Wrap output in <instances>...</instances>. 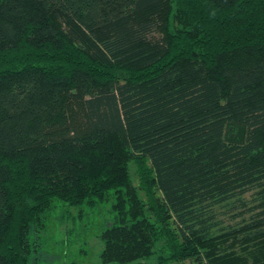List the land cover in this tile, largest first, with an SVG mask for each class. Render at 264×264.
Wrapping results in <instances>:
<instances>
[{
  "label": "trees",
  "instance_id": "16d2710c",
  "mask_svg": "<svg viewBox=\"0 0 264 264\" xmlns=\"http://www.w3.org/2000/svg\"><path fill=\"white\" fill-rule=\"evenodd\" d=\"M106 204L104 264H264V0H0V264Z\"/></svg>",
  "mask_w": 264,
  "mask_h": 264
},
{
  "label": "rangeland",
  "instance_id": "374dc122",
  "mask_svg": "<svg viewBox=\"0 0 264 264\" xmlns=\"http://www.w3.org/2000/svg\"><path fill=\"white\" fill-rule=\"evenodd\" d=\"M129 166L132 182L138 187L140 176L137 166L134 162H131ZM141 196L145 202H148L144 192ZM109 207H111L110 204L102 205L98 214L77 221L72 219L62 221L59 217L62 214V208L55 211L43 234L44 250L38 256L32 257V264H104L100 257L104 247L100 235L105 226L112 223L114 214L107 213ZM72 212L76 213L77 209L72 208ZM156 262V258L141 259L133 264H157Z\"/></svg>",
  "mask_w": 264,
  "mask_h": 264
}]
</instances>
